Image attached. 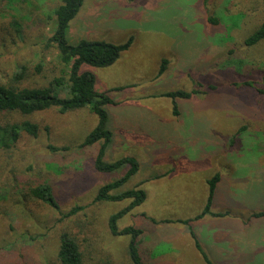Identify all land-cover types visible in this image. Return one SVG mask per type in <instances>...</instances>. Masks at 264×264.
Listing matches in <instances>:
<instances>
[{
  "label": "rangeland",
  "instance_id": "374dc122",
  "mask_svg": "<svg viewBox=\"0 0 264 264\" xmlns=\"http://www.w3.org/2000/svg\"><path fill=\"white\" fill-rule=\"evenodd\" d=\"M60 3L0 1L1 82L21 65L27 72L19 86L45 85L67 68L57 48L46 46ZM263 13V0H84L71 23L72 43L84 35L112 43L133 37L111 65L83 64L81 70L94 72L96 88L114 99L105 106L112 138L104 159L138 160L139 170L116 191L138 187L146 199L118 225L144 229L139 250L150 264H207L178 219L203 210L207 180L217 172L222 185L215 209L227 211L223 222L233 227L236 217L254 219L243 237L258 245L251 250L254 262L244 264H264L259 241L264 217L252 215L264 209V94L257 90L264 88V42L244 41ZM13 17L21 22V36L10 26ZM178 89L193 92L166 95ZM0 119L39 125L36 136L22 131L11 146L0 144V264H57L63 231L80 244L84 264H133L131 235L113 234L109 227L110 215L131 200H96L99 188L124 175L128 165L100 171L95 159L102 142L79 147L97 115L87 107L68 112L51 107L31 114L0 112ZM44 181L54 186L58 208L31 194ZM205 231L213 235L215 228Z\"/></svg>",
  "mask_w": 264,
  "mask_h": 264
},
{
  "label": "trees",
  "instance_id": "16d2710c",
  "mask_svg": "<svg viewBox=\"0 0 264 264\" xmlns=\"http://www.w3.org/2000/svg\"><path fill=\"white\" fill-rule=\"evenodd\" d=\"M7 1L9 4L16 5L19 0H0ZM264 1V0H263ZM84 0H61V3L54 10L56 25L52 34L46 40V46H55L58 50V56L61 62L67 68H62L58 76L45 85L19 86L25 78L26 67L21 65L14 71L8 82L0 81V112L12 113L20 112L22 114H31L51 107H57L60 112H68L83 108H90L98 117L97 125L87 134L85 139L79 144V147L94 144L101 141V146L95 159V166L100 171H114L128 165L124 175L118 179L103 184L96 195V200L120 201L130 199V203L113 213L109 217V227L113 234H130L128 253L133 264L148 263L139 250L138 238L144 232L141 227L127 225L119 227L118 221L135 206L141 204L146 199L145 190L133 187L123 191H116L126 181L130 179L139 170L138 160L133 156H124L115 161H107L104 158L105 151L112 138V131L108 128L109 114L106 105L114 102V99L106 92L99 91L96 88V76L91 70H81L83 64L93 66H108L114 63L132 44L133 37L128 38L123 43H112L106 40L80 39L77 43L68 40V29L72 19L78 14ZM244 16V14L242 13ZM41 25L44 24L39 19ZM215 20V17H211ZM10 26L18 34L22 35L23 29L21 22L13 17ZM246 45H254L260 41L264 42V13L259 25L245 38ZM234 49H231L233 51ZM167 60L164 59L161 64L160 73L166 68ZM41 64L36 65V70H41ZM247 84L254 86L250 81ZM257 90L264 94V88L258 87ZM193 92V91H192ZM192 92L186 90H174L166 92V95L172 97H190ZM174 113H178L177 105H174ZM25 131L36 136L39 132V125L36 122L25 119L20 122L2 123L0 119V144L6 147L16 142L20 133ZM52 150H58L59 147L49 145ZM66 148V147H64ZM221 179L219 172L210 177L208 182V195L203 210L192 218L178 219L187 224L192 237L194 238L197 249L203 255L207 264H214L202 248L192 226L191 221L198 219L206 213L223 215V213H213L211 206L213 204L217 183ZM31 194L46 202L47 204L58 208L59 204L55 197V188L49 181H44L31 187ZM79 208V207H77ZM72 211H75L73 209ZM72 213V212H71ZM254 216H264V210L256 211ZM173 221V220H166ZM57 264H84V254L80 249V244L69 232L63 231L59 238V248L57 251Z\"/></svg>",
  "mask_w": 264,
  "mask_h": 264
},
{
  "label": "crops",
  "instance_id": "0c3cea01",
  "mask_svg": "<svg viewBox=\"0 0 264 264\" xmlns=\"http://www.w3.org/2000/svg\"><path fill=\"white\" fill-rule=\"evenodd\" d=\"M83 5L80 8L78 14L72 19V21L75 20V18L77 19V17L80 15ZM72 21L70 22L68 34H67L69 38H70L69 35L72 34L71 32H73L71 28ZM88 27L94 28V26H88ZM83 38L92 39L90 37H86L85 35L80 39ZM96 40H100V39L97 38ZM221 185H222V178L217 183L213 204L211 206V211L213 213L221 212L223 213V215L206 213L202 217L192 220L190 222L191 226L202 248L208 253L210 259L214 262V264H244L245 262H254V259L250 260V256L252 252L251 250H255L257 248L258 240H249L246 236L243 237V233L245 235L247 234L251 223L254 222V219L251 220L250 222H246L244 218L240 219L236 217L238 224L235 227L223 222L224 220L227 219L225 218L228 216L225 215L227 211L215 209V201H216L215 198L217 196V193H219ZM256 211H260V210H254V212ZM239 215L245 216L246 214L240 213ZM256 218L257 217H255V219ZM206 228L208 229L215 228V232L213 233V235L209 234L208 231H205ZM178 231L180 233L182 230H178ZM144 233L142 235H144ZM259 241H260V245L264 246V241L263 240H259ZM194 246H195V242H194ZM262 252H264V250Z\"/></svg>",
  "mask_w": 264,
  "mask_h": 264
}]
</instances>
